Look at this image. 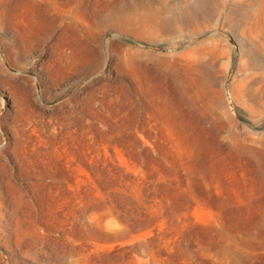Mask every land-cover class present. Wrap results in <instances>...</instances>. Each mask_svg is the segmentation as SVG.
Returning a JSON list of instances; mask_svg holds the SVG:
<instances>
[{"label":"rangeland","instance_id":"obj_1","mask_svg":"<svg viewBox=\"0 0 264 264\" xmlns=\"http://www.w3.org/2000/svg\"><path fill=\"white\" fill-rule=\"evenodd\" d=\"M262 41L264 0H0V264H264Z\"/></svg>","mask_w":264,"mask_h":264},{"label":"bare ground","instance_id":"obj_2","mask_svg":"<svg viewBox=\"0 0 264 264\" xmlns=\"http://www.w3.org/2000/svg\"><path fill=\"white\" fill-rule=\"evenodd\" d=\"M241 45V44H240ZM245 45V44H244ZM259 45H261L262 47H264V41H262V43L261 44H259ZM246 46V45H245ZM261 47V48H262ZM259 48V47H258ZM258 50V49H257ZM246 53V52H245Z\"/></svg>","mask_w":264,"mask_h":264}]
</instances>
